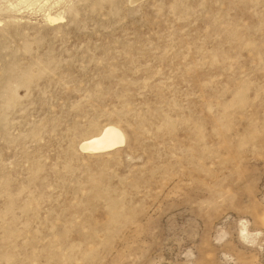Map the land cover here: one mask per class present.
I'll list each match as a JSON object with an SVG mask.
<instances>
[{"label": "rangeland", "instance_id": "1", "mask_svg": "<svg viewBox=\"0 0 264 264\" xmlns=\"http://www.w3.org/2000/svg\"><path fill=\"white\" fill-rule=\"evenodd\" d=\"M0 264H264V0H0Z\"/></svg>", "mask_w": 264, "mask_h": 264}, {"label": "bare ground", "instance_id": "2", "mask_svg": "<svg viewBox=\"0 0 264 264\" xmlns=\"http://www.w3.org/2000/svg\"><path fill=\"white\" fill-rule=\"evenodd\" d=\"M49 18L50 20L51 19L56 20L55 18H52L51 15ZM124 142H125V135L123 131L115 125H107L97 134H94L82 140L80 143V148L90 153H101V152H107L113 150L123 145Z\"/></svg>", "mask_w": 264, "mask_h": 264}]
</instances>
